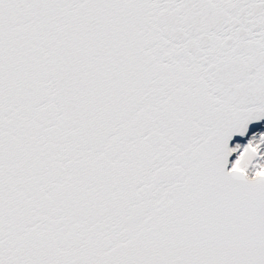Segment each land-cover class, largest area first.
<instances>
[{"label": "snow or ice", "instance_id": "6c2138e0", "mask_svg": "<svg viewBox=\"0 0 264 264\" xmlns=\"http://www.w3.org/2000/svg\"><path fill=\"white\" fill-rule=\"evenodd\" d=\"M0 264H264V0H0Z\"/></svg>", "mask_w": 264, "mask_h": 264}]
</instances>
